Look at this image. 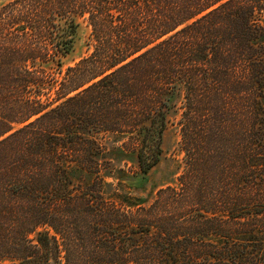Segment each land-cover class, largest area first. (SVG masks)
I'll list each match as a JSON object with an SVG mask.
<instances>
[{"label": "trees", "instance_id": "16d2710c", "mask_svg": "<svg viewBox=\"0 0 264 264\" xmlns=\"http://www.w3.org/2000/svg\"><path fill=\"white\" fill-rule=\"evenodd\" d=\"M263 12L264 0L2 5L0 264H264ZM80 21L93 49L63 71ZM177 92L180 189L104 198L97 136L133 135L148 174Z\"/></svg>", "mask_w": 264, "mask_h": 264}, {"label": "rangeland", "instance_id": "374dc122", "mask_svg": "<svg viewBox=\"0 0 264 264\" xmlns=\"http://www.w3.org/2000/svg\"><path fill=\"white\" fill-rule=\"evenodd\" d=\"M10 1L12 0H0V7ZM262 16L264 19V12ZM31 42L40 48L41 42L38 39H31ZM92 49L90 29L84 21H80L74 36L72 51L63 60V71L91 53ZM165 98L167 101L166 127L162 135V153L159 163L148 174L144 176L139 174L135 153L137 140L133 135L105 133L97 136V142L102 150L100 169L103 178L101 193L104 198L115 199L117 196L128 195L150 202L159 189L167 186L180 189L185 172L180 137L183 95L177 92ZM228 169L226 172L229 179L226 177V180L219 184L224 193L233 187L230 178L233 174L232 165H229ZM81 180L85 182L88 178L82 173ZM202 188L209 189L204 186V182Z\"/></svg>", "mask_w": 264, "mask_h": 264}]
</instances>
